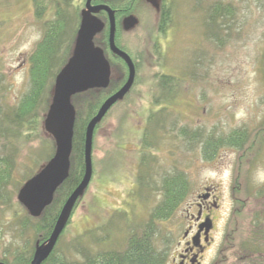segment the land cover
Returning a JSON list of instances; mask_svg holds the SVG:
<instances>
[{
	"label": "rangeland",
	"instance_id": "1",
	"mask_svg": "<svg viewBox=\"0 0 264 264\" xmlns=\"http://www.w3.org/2000/svg\"><path fill=\"white\" fill-rule=\"evenodd\" d=\"M84 1L60 3L69 24L76 21L74 28L66 30L74 35L68 54ZM44 3V18L50 20L55 17V2ZM219 4L232 7V11L217 19V27L207 15ZM169 7L172 19L165 31L158 32L156 13L146 8L142 12L137 9L138 28L120 34L125 49L141 52L129 54L134 60V80L94 128L92 176L56 242L58 256L80 259L81 246L93 251L122 248L130 233H141L150 221L151 210L163 197L162 177L174 170L184 172L186 193L167 217L151 225L153 245L166 250L164 264H171L179 250L187 218L194 210L193 201L204 186L215 188L217 233L227 221L228 234L234 233V237L236 231L244 234L253 218L264 221V0H169ZM41 35L42 22L36 20L32 0H0L1 109L17 103L27 90L28 55ZM111 64L106 87L71 96L79 120L86 114L88 101L97 100L86 124L127 80L124 60L115 58ZM162 73L175 76V84L180 83L166 103L162 101L164 89L159 86ZM155 99L164 104L158 106ZM45 114L16 153L8 185L13 192L10 205H0V258L6 256L8 261L13 257L12 246L27 250L35 243L33 231L21 236L16 233L15 220L27 212L16 195L23 182L46 162H42L45 155L54 151L53 138L43 126ZM239 127L247 132L242 147L222 144L210 159L202 155L200 142L183 135L185 130L224 136ZM148 141L151 144L147 146ZM231 242L237 247L239 240ZM225 253L226 258L215 264H233L231 250ZM210 259L202 261L208 264Z\"/></svg>",
	"mask_w": 264,
	"mask_h": 264
},
{
	"label": "trees",
	"instance_id": "2",
	"mask_svg": "<svg viewBox=\"0 0 264 264\" xmlns=\"http://www.w3.org/2000/svg\"><path fill=\"white\" fill-rule=\"evenodd\" d=\"M32 1L36 20L42 22V35L31 54L28 55V88L17 103L6 105L3 109L0 108V205L4 206L10 205L12 200L11 195L13 192H9L8 185L12 179V169L14 167L16 153L22 142L30 138L31 134L36 131L40 123L39 121L42 120L43 116L41 115L44 114L48 108L54 77L59 68L69 57L70 54L68 53L74 37L71 32L67 34L66 30L68 26L74 28L73 24L76 21L70 23V25L68 14L64 13L63 9L60 8V3L67 5L68 2L72 0H52L55 2L53 5L56 11L54 13L55 17L50 20L44 18L46 13L44 0ZM92 2H103L112 5L120 3L118 0H92ZM231 11L232 7L219 4V6L212 7V11L207 15L208 20L216 24L215 22L218 18L230 14ZM77 16H79L78 13ZM171 17L172 15L166 13L160 21L158 32L166 30L172 19ZM216 25L219 27L218 24ZM95 45H100L104 51L108 50L106 42L103 47L101 43H97V38L95 39ZM105 56H107L106 58L109 64H111L112 59L116 58L121 60L119 56L114 54H110L109 56L105 54ZM262 62L264 68V51ZM175 79V76L165 73H162L160 76L159 86L164 89V93H161L163 94L162 101H164V103L168 100L170 101V96L174 94L176 90L175 87L180 84L178 83L176 85ZM90 92L95 93L93 89L86 90L83 93L87 95L90 94ZM96 101L95 98L91 102L88 101L86 104V114L84 117H81L80 120L76 111L70 168L67 178L56 189L51 203L44 208L39 216L33 217L23 208L26 213L15 220L19 228V231L16 232L17 235L21 236L26 232L33 231L35 233L36 243V241H44L51 232L64 200L78 184L83 173L85 124L87 119L94 113ZM155 103H157L158 106L164 104L161 101L158 102L157 99H155ZM163 108H166V106H163L162 109ZM152 114L154 113L152 112ZM183 135L200 142L202 155L207 159L212 158L216 149L222 144L226 143L239 148L242 147L247 139L246 130L240 127L233 129L224 136H215L211 134L202 136L199 131L189 134L185 130L183 131ZM149 143L148 141L145 144L148 146ZM52 152L53 149L45 155L46 159H43L42 162L47 161L51 157ZM147 156L148 155L144 152L143 158L146 157L147 160ZM174 171V173L162 177L160 189L163 197L151 210V214L149 215L150 221L146 223L141 233H130L122 248H101L93 251L89 248H82L81 246V248L78 249V252L81 253V258L68 259L65 256H58L56 248L54 247L48 258L41 264H164L166 250L165 248L162 250L157 249L153 245V228L151 225L156 220L167 217L183 199L186 193L188 182L187 178L183 175L184 172H181V170L178 172H176V170ZM12 245L14 244L11 243L10 246ZM12 247H14V251L11 252L13 256L12 259L8 261V259H6L7 257L3 256V258H0V261L6 264H30L34 250L33 245L27 250L21 247Z\"/></svg>",
	"mask_w": 264,
	"mask_h": 264
},
{
	"label": "water",
	"instance_id": "3",
	"mask_svg": "<svg viewBox=\"0 0 264 264\" xmlns=\"http://www.w3.org/2000/svg\"><path fill=\"white\" fill-rule=\"evenodd\" d=\"M147 1L156 5L155 0ZM100 10L107 12L108 46L126 63L127 80L101 103L95 115L86 124L82 177L62 204L48 237L42 242L36 241L30 264H41L53 251L60 234L68 223L75 202L83 194L91 179L94 128L111 105L123 98L134 80L135 67L131 57L114 42L113 10L107 4H92L91 0H85L84 7L80 10V22L72 52L55 76L51 101L43 119L44 130L52 136L54 141L53 154L38 171L23 182L16 195L18 202L24 206L29 215L37 217L42 213L44 208L51 203L56 189L69 174L75 121V109L71 96L88 89L106 87L109 83L110 64L103 54V49L95 45L93 41L96 33L104 25L95 15ZM125 24L126 27L132 26L135 24V19L126 18ZM0 264L6 263L0 261Z\"/></svg>",
	"mask_w": 264,
	"mask_h": 264
},
{
	"label": "flooded vegetation",
	"instance_id": "4",
	"mask_svg": "<svg viewBox=\"0 0 264 264\" xmlns=\"http://www.w3.org/2000/svg\"><path fill=\"white\" fill-rule=\"evenodd\" d=\"M155 1L156 5L147 0H129L127 3L120 2L117 5L105 3L113 10L115 18V44L127 54H141L140 51L133 52L129 49H125V46H123L125 41L123 36L121 37L120 35L125 33L129 34L138 28L140 20V13H137L138 10L141 12L146 8L154 10L156 19L159 22L158 27L166 13H168V15L170 14L169 0ZM91 3L99 4L103 2ZM95 15L101 19L104 25L94 36V43L96 38L97 43H101L103 47L106 42L108 50H103V54H115L108 46L109 24L107 12L100 10ZM129 17L135 19V24L126 27L125 19ZM120 41L122 44H120ZM97 46L101 47L100 45ZM132 61L134 63L133 59ZM214 191L215 188L213 186H204L203 191L196 195L197 199L193 201L192 205L194 210L189 214V218H187V226L179 240L180 248L174 254L171 264H205L204 261H202V259L205 258H211L208 264H215L217 260H224L226 258L228 254H226L225 251L228 250H231L230 256L231 259H234L233 264H264V221L257 219L256 222V218H253L252 222L249 221L250 226L246 229V232L242 234L240 231H236L235 237L233 236L234 233L231 235L228 234L227 221V225L225 223L226 227L223 226V230L220 228V233H217V221L219 217L217 218L214 212L218 209L219 205ZM233 203L234 200H232V210L234 207ZM262 217L264 218V213H262ZM234 239L239 240L237 247L232 246L233 243L231 241ZM225 246H228V248L224 251Z\"/></svg>",
	"mask_w": 264,
	"mask_h": 264
},
{
	"label": "bare ground",
	"instance_id": "5",
	"mask_svg": "<svg viewBox=\"0 0 264 264\" xmlns=\"http://www.w3.org/2000/svg\"><path fill=\"white\" fill-rule=\"evenodd\" d=\"M91 2H92V0H91ZM99 4H105V3H99ZM97 34V33H96Z\"/></svg>",
	"mask_w": 264,
	"mask_h": 264
}]
</instances>
